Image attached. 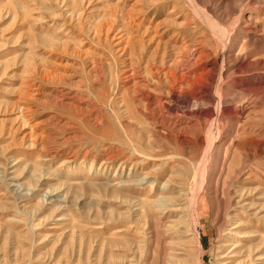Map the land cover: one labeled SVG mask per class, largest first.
<instances>
[{"label": "rangeland", "instance_id": "rangeland-1", "mask_svg": "<svg viewBox=\"0 0 264 264\" xmlns=\"http://www.w3.org/2000/svg\"><path fill=\"white\" fill-rule=\"evenodd\" d=\"M152 4L155 22L140 23L138 10ZM196 4L0 0V264H174L180 236L183 264H227L237 245L230 264H264V0ZM186 18L183 37L206 36L207 60L240 50L258 63L226 81L217 126L205 113L217 82L176 100L158 82L164 72L151 70L177 56L172 31L154 41L145 29ZM176 116L181 134L171 133ZM207 139L215 148L194 184Z\"/></svg>", "mask_w": 264, "mask_h": 264}, {"label": "bare ground", "instance_id": "bare-ground-1", "mask_svg": "<svg viewBox=\"0 0 264 264\" xmlns=\"http://www.w3.org/2000/svg\"><path fill=\"white\" fill-rule=\"evenodd\" d=\"M197 1L198 0H189V3L193 6V8H196L197 7V4H196ZM151 2L153 3L154 1H151ZM228 3L231 4V1H228ZM153 4L151 7H147V8L145 7L146 9L142 7V9L138 10L140 13V16L138 17V20H140V23L145 24L147 21H149L150 24L153 25L156 18L158 17V14L155 13V15H153V18H151V20H149L148 13H150L151 9L153 8ZM196 10H198V9L196 8ZM177 14H178L177 5H174L172 10H171L170 15L174 19H178L177 16L175 18V15H177ZM165 22H168V21L163 20V21L156 23V25H154V29H156V30H154V32L153 31L151 32V30L149 29V26H150L149 25L145 29L143 35H145L146 33L148 35L151 34V37H150L151 40L158 41L164 35V33L167 34L169 31H172V34L169 38V42H170V45H172V47H174V49L176 50V56L177 57L174 58L172 61L169 60L167 63V66H166L165 62H162L160 66L159 65L155 66L156 64L154 66H152L151 70H152V72L156 71V73H159V74L164 72V75H165V78L163 79L164 81L159 78L158 82L160 84H162L163 82H166L167 86H168V96L170 98L176 99V100L178 98L180 99L182 92L190 91L191 87L195 88L194 85L196 83H198V85H199V84H204V83H206V81H208L207 84L210 85V84H214L215 82H217L218 86L220 87V90H218V94H217L218 100L215 104V107H211L209 110H207L205 112V113H207L206 115H208L209 117H214L215 123L213 124V126H217L220 123L219 121H220V119H222V116L224 114V105H223L224 93H223V90L225 88H227V87L224 88L226 81L228 82L229 78L233 75L234 76L238 75V77H239V76H243L245 74H250L252 71L251 68L253 66H257L258 63L255 61H250V59H249L250 57L248 55L246 56V54H245V56H243L244 51H240V50L236 55H232V54H230L229 56L227 55L225 58L226 60L223 62V64H219L217 62V58L216 59L214 58L212 60H207L208 58L211 59L209 49L207 47H203L201 44L203 42H207L206 36L201 34V36L198 39H196L195 41H191L188 37H185V36L183 37V35L185 34V31L190 30V28L192 27V25H191L192 22L189 19L186 18V20H184L182 22H178V20H176L175 22L172 23L173 24L172 27L174 26L172 30L171 29L163 30L164 26H161V25L165 24ZM205 23H206L205 24L206 29L210 32V34L215 33L217 36L221 37L219 30L215 26H213L207 22H205ZM204 39H206V40H204ZM158 43H160V41ZM228 52L230 53L232 51L229 50ZM230 62L233 63L232 66L230 65ZM226 73H227V75H226ZM132 74H133V72H132ZM248 78H251V77L246 76V78L238 79V81L244 82ZM255 79L258 80L257 77H255ZM191 95L197 101H202L204 103H214L215 102L214 99L216 97V95L214 96L213 94H209V93L204 95V93L198 94V93L194 92L193 94H190V96ZM25 108L27 109V107H25ZM246 108L247 107L245 106L244 103L240 104L238 106V110L235 109V110H237L235 113L236 117L241 116L244 113V111L246 110ZM179 124L180 123L178 120V116L173 117L171 120V125H170L171 133L176 132V134H177V132L180 133L183 131L182 127H181L182 129L181 128L179 129V126H180ZM188 127H190V126H188ZM204 142H205V144H204ZM202 143L204 144V148L200 152V156H199L198 161H197L196 174H195L193 183L196 182L197 180H200L199 178L202 175V172L207 169V166H208L209 161H210L211 151H213V149L215 148L214 141L209 142V140L207 139V141H203ZM220 155H222L221 149H218L216 152V158H215L217 161L219 160V158H221ZM217 161L213 165V168H212L214 174L220 168V166H219L220 164H218ZM224 165L222 164L221 168H223ZM198 182L199 181H197V183ZM195 195H196V193H195ZM171 203L172 202H170V204ZM192 205H193V203H192ZM170 206L175 207L176 205H170ZM176 208L177 207H175V209ZM193 214H194L193 215L194 216V218H193V229L191 230L192 231L191 235H192V238L195 242V245H196L198 252H201L202 251V242L198 236V225L200 222L197 218L198 216L196 215L195 211ZM179 238H180V241L177 242L176 244H172V246H171L170 258H171V260L174 261V264H183V261L179 260L180 259L179 256L182 255L183 252L180 253V251H178V250L184 249L183 247L185 246V244H184L185 240H182V236H180ZM228 247H229V245H228ZM228 247H226V248H228ZM240 249H241L240 245L234 246L229 251L231 255L229 256L227 254L224 257L231 258L230 261L232 262V259L236 260L240 257V255L242 253V251ZM242 255H244V254H242ZM242 257L245 258L246 255H244ZM226 258H225V260H227ZM198 259L200 262L199 264H203V260L201 259V257H199ZM231 262H227V264L228 263L230 264Z\"/></svg>", "mask_w": 264, "mask_h": 264}]
</instances>
